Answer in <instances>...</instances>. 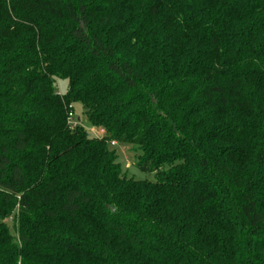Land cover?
<instances>
[{"label":"trees","instance_id":"trees-1","mask_svg":"<svg viewBox=\"0 0 264 264\" xmlns=\"http://www.w3.org/2000/svg\"><path fill=\"white\" fill-rule=\"evenodd\" d=\"M0 264H264V0H0Z\"/></svg>","mask_w":264,"mask_h":264},{"label":"rangeland","instance_id":"rangeland-1","mask_svg":"<svg viewBox=\"0 0 264 264\" xmlns=\"http://www.w3.org/2000/svg\"><path fill=\"white\" fill-rule=\"evenodd\" d=\"M55 89L58 94L65 95L69 91V81L63 78L56 79ZM72 112L74 115L73 121L75 123L80 124V126H82L89 133L96 136H101L100 134H98V129L91 126L88 122L85 115V110L80 102H76L73 104ZM112 147L116 148L118 157L117 162L122 166V171L128 178H133L136 180L155 181L154 174L143 173L136 168V155L138 153L132 146L118 144Z\"/></svg>","mask_w":264,"mask_h":264},{"label":"built area","instance_id":"built-area-1","mask_svg":"<svg viewBox=\"0 0 264 264\" xmlns=\"http://www.w3.org/2000/svg\"><path fill=\"white\" fill-rule=\"evenodd\" d=\"M73 117H74V115H73V112H72V110L69 112V115H68V124H69V126H71L72 128L73 127H76V125H77V123H75L74 121H73ZM98 134H100V135H103L104 134V131L103 130H98ZM112 145H116V143L115 142H113L112 143Z\"/></svg>","mask_w":264,"mask_h":264}]
</instances>
